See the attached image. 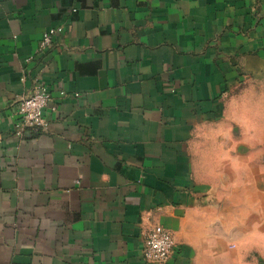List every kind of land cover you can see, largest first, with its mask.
<instances>
[{
	"label": "crops",
	"instance_id": "1",
	"mask_svg": "<svg viewBox=\"0 0 264 264\" xmlns=\"http://www.w3.org/2000/svg\"><path fill=\"white\" fill-rule=\"evenodd\" d=\"M0 264H264V0H0Z\"/></svg>",
	"mask_w": 264,
	"mask_h": 264
},
{
	"label": "built area",
	"instance_id": "2",
	"mask_svg": "<svg viewBox=\"0 0 264 264\" xmlns=\"http://www.w3.org/2000/svg\"><path fill=\"white\" fill-rule=\"evenodd\" d=\"M61 25L51 26L42 33L36 53H42L54 45V38L63 34ZM29 59V58H28ZM27 59V60H28ZM50 108L55 110L48 85L36 80L30 92L17 100L16 120L13 127L18 137L25 136L30 132L46 131L48 121L44 116V110ZM175 245L172 233L162 225H153L146 233L142 256L148 262H163L170 255Z\"/></svg>",
	"mask_w": 264,
	"mask_h": 264
}]
</instances>
